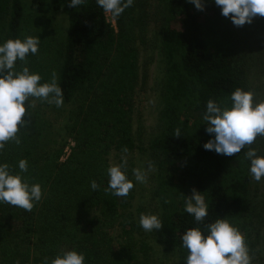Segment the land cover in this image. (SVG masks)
I'll return each mask as SVG.
<instances>
[{
	"label": "trees",
	"instance_id": "16d2710c",
	"mask_svg": "<svg viewBox=\"0 0 264 264\" xmlns=\"http://www.w3.org/2000/svg\"><path fill=\"white\" fill-rule=\"evenodd\" d=\"M203 2L204 9L198 10L187 0H159L154 12L161 21L166 72L162 131L149 145L158 170L156 194L163 223L158 232L178 249L182 264L188 250L182 247L181 237L187 229L198 227L207 234L206 225L226 216L242 233L241 221L250 210L244 153L262 137L232 156L203 147L214 138L206 132L203 119L207 101L230 107L231 93L249 88L240 56L212 46L221 34L224 16L213 0ZM69 3L0 0V42L40 37L38 53L29 54L26 66L40 74V83L50 82L55 72L64 103L80 99L68 125L71 140L67 143L55 146L50 122L39 111L28 109L23 119L29 123L17 133L21 142L9 141L0 151V162L8 163L14 174L20 172L18 161L27 160L28 171L22 177L42 188V198L31 211L0 203V264H43L45 258L50 261L73 249L84 254L85 264H151L150 245L128 211L131 192L118 197L105 191L110 152L144 149L135 139L133 121L143 79L140 48L151 20L149 1L134 0L119 17L111 15L115 23L96 0H84L75 8ZM61 9L69 19L62 50L51 34ZM256 18L264 39V17ZM53 50H60L56 53L62 58L58 72L44 73L42 61ZM23 63L17 61V70ZM176 129L181 136L175 137ZM92 180L98 190L91 189ZM193 189L208 205L202 222L185 211L186 195L191 196Z\"/></svg>",
	"mask_w": 264,
	"mask_h": 264
},
{
	"label": "clouds",
	"instance_id": "9594fccd",
	"mask_svg": "<svg viewBox=\"0 0 264 264\" xmlns=\"http://www.w3.org/2000/svg\"><path fill=\"white\" fill-rule=\"evenodd\" d=\"M84 0H70L68 6L75 8ZM198 10L204 9L203 0H187ZM220 7L221 15L230 18L232 23L241 27L252 23L257 15L264 17V0H213ZM105 13L119 17L125 9L131 7L134 0H96ZM40 37L31 35L23 39H7L0 42V151L6 143L15 141L19 144L17 135L21 127L29 121L24 120L29 107L35 106L39 99L48 104L61 107L64 103L63 91L58 84L55 72L50 82L40 83L42 77L37 72L30 71L27 65L29 54L36 55L39 50ZM17 61L24 62L17 70ZM231 106H221L209 99L203 115L208 127L206 132L214 134V138L206 142V150H215L217 154L232 156L240 153L245 146L252 145L258 136H264V101H255L254 94L241 88H236L230 95ZM26 101H28L26 107ZM180 130L176 129L175 137ZM128 152L127 147L122 153ZM250 162L249 173L257 182L264 178V156L258 155L255 148L249 147L244 153ZM127 155L121 156L120 164H110L107 168L108 187L113 195L125 197L133 189V180L126 175ZM19 173H13L9 164L0 162V203H7L31 211L34 203L42 198V188L38 183L30 184L21 173L28 171L25 159L18 161ZM135 182L143 183L147 174L140 168H134ZM93 191L99 189L95 180L91 181ZM185 211L192 215L196 222H202L208 215V205L201 192L193 189L192 195L185 199ZM139 226L146 232L159 230L163 223L156 214L141 213ZM207 234L200 228H189L181 237L182 247L188 250L184 264H251L245 237L238 228L230 223L226 216L206 225ZM43 264H85V256L77 250L62 251L50 261L45 258Z\"/></svg>",
	"mask_w": 264,
	"mask_h": 264
},
{
	"label": "rangeland",
	"instance_id": "374dc122",
	"mask_svg": "<svg viewBox=\"0 0 264 264\" xmlns=\"http://www.w3.org/2000/svg\"><path fill=\"white\" fill-rule=\"evenodd\" d=\"M148 1L147 9L151 20L147 27L146 43L140 48V73L144 80L142 79V84L137 90L133 121L135 139L144 149H136L126 154L113 150L108 156L109 164H120L121 156L127 155L125 171L134 183L133 189L130 190L132 197L128 202V211L138 221L141 213L156 214L159 218L162 214L160 199L156 194L157 162L149 145L151 140L162 131L160 115L163 108L162 89L166 81V72L165 57L160 47L161 21L154 15L159 6V0ZM107 16L115 23L110 13ZM259 21L254 17L252 23L237 27L230 18L224 17L220 36L211 41L215 49L236 52L240 56L241 71L248 82V91L254 94V100L257 102L264 101V39L261 37ZM68 25V14L61 9L55 16L51 33L57 44L56 47L60 50L63 49ZM60 50L51 51L46 60L42 61L46 66L43 69L44 73L52 70L58 72L62 58L57 57L56 52ZM29 100H35V106L28 109L39 111L51 123H49L48 131L55 146H62L71 140L68 125L73 122V114L80 105L79 97L69 103H63L59 108L36 98L30 97ZM25 103L27 107L28 101ZM71 145H73L72 141L65 147L63 159L70 152ZM251 148H255L258 155L264 156V136ZM249 165V161L244 165L243 176L248 182L247 196L250 200V210L241 221L242 234L248 241L251 264H264V178L259 182L254 180L249 173ZM134 168H140L146 172L145 182H135L132 171ZM141 238L150 245L151 264H182L178 249L171 246L158 230L150 232L143 230Z\"/></svg>",
	"mask_w": 264,
	"mask_h": 264
}]
</instances>
